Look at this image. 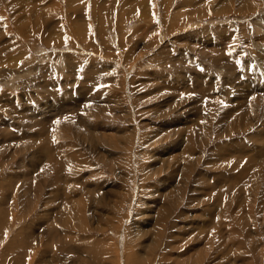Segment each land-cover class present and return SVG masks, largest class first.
<instances>
[{
  "label": "rangeland",
  "instance_id": "obj_1",
  "mask_svg": "<svg viewBox=\"0 0 264 264\" xmlns=\"http://www.w3.org/2000/svg\"><path fill=\"white\" fill-rule=\"evenodd\" d=\"M0 18V264H264V0Z\"/></svg>",
  "mask_w": 264,
  "mask_h": 264
},
{
  "label": "bare ground",
  "instance_id": "obj_2",
  "mask_svg": "<svg viewBox=\"0 0 264 264\" xmlns=\"http://www.w3.org/2000/svg\"><path fill=\"white\" fill-rule=\"evenodd\" d=\"M56 13V12H55ZM40 28V27H39ZM54 56V55H53ZM44 66V65H43ZM27 72V71H26ZM100 81V80H99ZM91 85V84H90ZM56 89V88H55ZM63 109V108H62ZM50 116V115H49ZM49 118V117H48ZM33 120V119H32ZM39 120V119H38ZM69 120V119H68ZM37 123V122H36ZM29 123H27V125H28ZM210 126V125H209ZM213 130V129H212ZM220 133V132H219ZM202 134V133H201ZM120 136V135H119ZM38 138V137H37ZM252 141V140H251ZM226 145V144H225ZM234 145H236V144H234ZM233 145V146H234ZM230 146V145H229ZM240 146V145H239ZM42 149V148H41ZM240 150V149H239ZM252 150H253V148H252ZM258 150V149H257ZM192 151V150H191ZM45 152V151H44ZM215 152V151H214ZM188 153H190L189 151L187 152V154ZM193 153V152H192ZM201 156V155H200ZM241 157V156H240ZM240 157H238V159H234L232 162L234 163V166H237V165H240ZM255 156H254V154H251L250 155V157L248 158V160H247V164H250V163H252V162H254L255 160H253V158H254ZM194 165L195 164H193V167H194ZM207 165V164H206ZM55 168V167H54ZM201 170V173H202V175L201 176H203V175H205V174H207L208 173V170L207 169H200ZM226 174H229L228 172H218V174H217V179H220L222 176H224V175H226ZM257 174H261V172L259 171ZM205 176H208V174L207 175H205ZM204 176V177H205ZM201 178V177H200ZM205 178H207V177H205ZM209 178H210V176H209ZM208 178V179H209ZM57 180V179H56ZM200 180V179H199ZM202 180V179H201ZM205 180V179H204ZM206 181V180H205ZM219 181V180H218ZM177 195V194H176ZM219 195H220V192H217L216 194H215V197L216 196H218L219 197ZM178 199V198H177ZM177 199L175 200L176 202H177ZM179 200V199H178ZM172 199L171 198H167V202L170 204V206L172 207V204H174V202L172 203ZM220 203H224L223 205V208H224V211H223V213H221V215L220 216H225V218H227V221H228V223H226V228H227V231L228 232H231V231H234V224H235V221H236V219H233V217H232V213L230 212V211H233V209H231V207L229 206L230 205V203H231V201H232V197H230V199L227 201V200H224L223 201V198H219V200H218ZM219 202H217L218 204H219ZM168 208H170L169 206L168 207H165V211L164 212H159V214H158V219H156V221L157 222H159V224H160V233L157 235V237L158 236H161V232H162V225H164V219H163V217H165L166 216V209L168 210ZM170 210V209H169ZM161 220V221H160ZM163 220V221H162ZM225 228V227H224ZM236 229V228H235ZM224 231H225V229H224ZM255 231V230H254ZM226 232V231H225ZM170 238H171V236H170ZM215 238V235H213L212 236V238H211V242H212V240ZM256 239V238H255ZM158 240H159V238H158ZM257 240V239H256ZM214 241V240H213ZM225 242V241H224ZM258 242V241H257ZM226 243V242H225ZM227 243H229L228 241H227ZM259 243V242H258ZM230 245V244H229ZM258 246V245H257ZM256 246V247H257ZM252 247V246H251ZM255 247V248H256ZM248 249H249V247H248ZM250 250H251V248H250ZM260 250V249H259ZM263 251L264 250H261V251H259L260 253V256L263 254ZM250 252H253V250L252 251H250ZM254 254V253H253ZM253 256V255H252ZM254 259V258H253ZM254 262V261H253ZM249 264V263H248Z\"/></svg>",
  "mask_w": 264,
  "mask_h": 264
},
{
  "label": "snow or ice",
  "instance_id": "obj_3",
  "mask_svg": "<svg viewBox=\"0 0 264 264\" xmlns=\"http://www.w3.org/2000/svg\"><path fill=\"white\" fill-rule=\"evenodd\" d=\"M0 19H2V18H0Z\"/></svg>",
  "mask_w": 264,
  "mask_h": 264
}]
</instances>
